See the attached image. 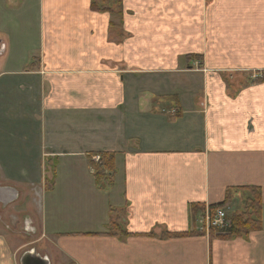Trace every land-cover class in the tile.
Here are the masks:
<instances>
[{
  "label": "crops",
  "instance_id": "1",
  "mask_svg": "<svg viewBox=\"0 0 264 264\" xmlns=\"http://www.w3.org/2000/svg\"><path fill=\"white\" fill-rule=\"evenodd\" d=\"M100 5L0 0V264H264V0ZM247 187L263 230L211 239Z\"/></svg>",
  "mask_w": 264,
  "mask_h": 264
},
{
  "label": "trees",
  "instance_id": "2",
  "mask_svg": "<svg viewBox=\"0 0 264 264\" xmlns=\"http://www.w3.org/2000/svg\"><path fill=\"white\" fill-rule=\"evenodd\" d=\"M112 0H93V7L96 10L99 11H112L111 9L107 8L106 6H101L100 3L104 2L107 3ZM121 14V12H120ZM93 155H100L101 161L98 163H94L95 169H96V177L98 179L109 177L107 175V171L110 172L112 170V166L114 161H111L108 159L107 152L102 153H95ZM57 164V162L53 163L52 165H49L50 168H54V166ZM55 168L53 169V177H50V179H47V182L49 183V187H52V185L55 182L56 174H55ZM245 190H248L251 192V196L247 198L246 202L247 204V210L244 212H238V211H228L231 207V204L233 203V198H231V191L228 192L227 198L223 203L212 205L210 206L211 213H215L218 209H225L228 212V218L231 221V225L227 227L225 230H218V229H212L218 230L217 232L220 233L217 234V236L210 233L211 239L219 238V239H225V238H234V237H242V236H248L251 232L255 231H261L263 230V199H262V190L259 187H247L244 188ZM203 205L194 204L193 210L194 212H197L202 208ZM205 209L203 210V212ZM228 228H230L228 230ZM228 230V231H227ZM228 232L227 235L225 232ZM223 233V234H222ZM179 235H186V234H179Z\"/></svg>",
  "mask_w": 264,
  "mask_h": 264
},
{
  "label": "water",
  "instance_id": "3",
  "mask_svg": "<svg viewBox=\"0 0 264 264\" xmlns=\"http://www.w3.org/2000/svg\"><path fill=\"white\" fill-rule=\"evenodd\" d=\"M19 198V192L12 187H0V201L8 205ZM30 230V229H28ZM21 264H51L49 257L42 256L37 250L33 249L24 253Z\"/></svg>",
  "mask_w": 264,
  "mask_h": 264
},
{
  "label": "built area",
  "instance_id": "4",
  "mask_svg": "<svg viewBox=\"0 0 264 264\" xmlns=\"http://www.w3.org/2000/svg\"><path fill=\"white\" fill-rule=\"evenodd\" d=\"M94 162H100V155H94ZM96 170L93 167V171ZM203 222L206 224L205 227L207 230L211 228L225 230L231 225V221L228 218V212L225 209H218L215 213H211L210 209H206L202 217Z\"/></svg>",
  "mask_w": 264,
  "mask_h": 264
},
{
  "label": "rangeland",
  "instance_id": "5",
  "mask_svg": "<svg viewBox=\"0 0 264 264\" xmlns=\"http://www.w3.org/2000/svg\"><path fill=\"white\" fill-rule=\"evenodd\" d=\"M94 164V163H93ZM96 164V163H95ZM55 165V164H54ZM45 171H49L48 173H47V175L49 176V177H53V173H52V171H53V169L55 168V174L57 175V164L54 166V168L52 169V167L50 168V166L49 165H45ZM3 178L5 179V180H8L9 181V179H8V176H3ZM100 198H102L103 200H104V205H105V207H106V209H107V207H108V203H107V200H108V198H107V196H106V194H103ZM87 201H88V198H87ZM15 206L16 205H19V203H16V204H14ZM99 205V204H98ZM88 208L89 207H91V205L90 206H87ZM100 207H101V210H102V208L104 207L102 204H100ZM200 211V210H199ZM230 220V219H229ZM212 229H215V228H211L210 230H207V231H205V232H209L208 234L210 235V233L211 234H213V235H215V236H217V234H219L220 235V233H218L217 231L218 230H220V229H218V230H212ZM230 228H228V230H229ZM227 230V231H228ZM225 232V234L227 235V233L228 232ZM201 232V231H200ZM196 233H197V231H196ZM223 234V233H222ZM34 247H30V249H33ZM38 249H39V252H40V247H38ZM50 260V259H49ZM56 262L58 263V260H56ZM50 263H51V261H50Z\"/></svg>",
  "mask_w": 264,
  "mask_h": 264
}]
</instances>
